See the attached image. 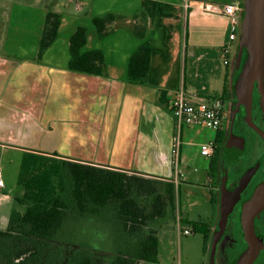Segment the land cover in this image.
<instances>
[{"label":"crops","instance_id":"1","mask_svg":"<svg viewBox=\"0 0 264 264\" xmlns=\"http://www.w3.org/2000/svg\"><path fill=\"white\" fill-rule=\"evenodd\" d=\"M228 2L241 5L245 0H0V148L18 152L19 161L8 172L0 158V200L24 193L17 176L28 150L145 177L175 178L172 140L177 127L171 102L177 92L183 89L189 99L209 102L220 98L225 86L234 89L238 79L236 59L232 70V58L225 64L221 54L229 20L206 9ZM139 12L147 16L143 39L134 34ZM106 14L111 20L100 32L94 18ZM78 30L87 38L83 51L103 50L107 75L69 69L70 40ZM144 40L153 43L148 83L133 84L128 64ZM237 41L233 47L237 42L240 48ZM161 89L166 105L158 103ZM222 101L223 123L213 144L219 136L225 139L237 102L234 97ZM180 134L186 136L183 127ZM181 141L183 169L190 158L188 143ZM227 142L207 179L205 197L212 212L206 222L212 230L218 227V211L211 203L216 181L226 158L235 164L242 156ZM204 157L211 164L214 151ZM177 213L181 216L178 207Z\"/></svg>","mask_w":264,"mask_h":264},{"label":"trees","instance_id":"2","mask_svg":"<svg viewBox=\"0 0 264 264\" xmlns=\"http://www.w3.org/2000/svg\"><path fill=\"white\" fill-rule=\"evenodd\" d=\"M134 18V34L143 39L147 31V16L139 12ZM110 20V14L95 17L97 30L105 31ZM70 41L71 58L68 67L71 71L94 76L107 75L103 50H82L87 43L83 30L74 33ZM152 45L151 40H144L132 54L128 64L131 83H148ZM238 48L229 55V60L232 58V70ZM245 54L244 51L242 66ZM235 72L238 77L240 68ZM219 96L222 100L231 97L237 100L232 86H225ZM166 102V92L161 89L158 103L166 105ZM244 116L245 110L239 111L233 123L234 131L242 132L245 127L254 132L245 124ZM227 128L225 139L219 136L214 141L211 172L214 171L216 160L224 156L225 143L230 135L229 126ZM224 175L218 177L217 191L211 198V203L218 211L217 223L220 217V183ZM17 184L24 189V193L15 200L24 206V210L13 209L7 227L0 229V264H35L43 245L64 242L60 239L61 231L66 220L74 213L110 215L111 227L118 234L115 240L119 248L108 264L156 263L159 238L153 225L159 218L167 216L169 210L175 214L179 186V183L176 185L171 180L106 169L31 150L22 155ZM193 228L194 232L201 229L204 250L210 256L212 238L217 229L212 230L208 222L199 221L193 223ZM70 264H95V261L83 255L71 259Z\"/></svg>","mask_w":264,"mask_h":264},{"label":"rangeland","instance_id":"3","mask_svg":"<svg viewBox=\"0 0 264 264\" xmlns=\"http://www.w3.org/2000/svg\"><path fill=\"white\" fill-rule=\"evenodd\" d=\"M234 47L233 52L238 47L237 43ZM186 127H183L186 136L182 140L188 143L186 148L190 162L181 169L184 175L178 186L177 207L181 220H177L176 208L175 214L169 210L167 216L155 222L153 226L157 229L159 238L158 262L142 264H210L209 253L204 250L203 233L201 229L194 232L193 223L206 222L211 217L212 205L205 197L208 174H211L209 169L211 159L201 155V146L213 141L216 131L201 126ZM0 150V158L7 163L8 172L13 171L19 163L15 161L18 152L10 148ZM180 158L182 168L184 163L182 147ZM234 161L226 158L220 173L226 175L233 172ZM18 188L23 189L21 186ZM0 201V229H4L8 225L6 219L9 218L11 211L13 209L23 211L24 206L15 198L13 200L2 198ZM76 214L70 215L64 224L60 238L64 242L43 245L39 260L35 264H66L68 259L70 261L67 264H70L71 259L83 255L92 257L95 264H108L113 259L119 245L115 240L118 234L110 224L112 220L110 215ZM184 229H189L192 233L186 235L183 233Z\"/></svg>","mask_w":264,"mask_h":264},{"label":"water","instance_id":"4","mask_svg":"<svg viewBox=\"0 0 264 264\" xmlns=\"http://www.w3.org/2000/svg\"><path fill=\"white\" fill-rule=\"evenodd\" d=\"M240 6L244 9L240 48H238L236 55V68H240V73L236 85H234L237 102L232 110L231 134L227 142V147L232 149L237 156L243 153L245 142V139L239 138L233 132V123L241 106L246 111L244 118L246 124L257 131L258 135L264 140V130L260 129L254 122L251 108L253 89L258 83L257 87L261 95L260 106L264 115V0H245V3ZM244 51L246 52V59L242 66ZM258 168L259 164L257 163L250 167L233 189L228 188L229 174H226L221 180L220 217L218 218V230L212 238L211 254L209 256L210 264H216L218 243L225 233L228 218L233 211L235 203L241 199L244 189L250 180L253 179ZM263 208L264 184L260 185L253 196L244 202L241 224L248 247L234 264H251L263 247L254 229V218Z\"/></svg>","mask_w":264,"mask_h":264},{"label":"flooded vegetation","instance_id":"5","mask_svg":"<svg viewBox=\"0 0 264 264\" xmlns=\"http://www.w3.org/2000/svg\"><path fill=\"white\" fill-rule=\"evenodd\" d=\"M257 86L258 83H256L253 89V103L251 105L252 117L256 125L264 130V115L260 106L261 95ZM242 110H245L243 106L240 107L239 111L241 112ZM242 129V132H239L238 130L235 132L239 138L245 139L244 152L239 158L240 161L238 159L235 163L233 172L230 173V179L227 181L228 188L233 189L241 179L242 175L256 163L259 164V168L253 179L250 180L244 189L241 199L235 203L233 211L228 218L225 233L218 243L216 264L236 263L248 247L241 224L243 205L247 199H250L253 196L256 189L264 184V140L254 129L251 128L254 132L247 130L245 127ZM243 132L244 134H242ZM254 229L258 236L257 238L261 241L263 247L260 249L258 256H256L251 264H264V208L254 218Z\"/></svg>","mask_w":264,"mask_h":264},{"label":"built area","instance_id":"6","mask_svg":"<svg viewBox=\"0 0 264 264\" xmlns=\"http://www.w3.org/2000/svg\"><path fill=\"white\" fill-rule=\"evenodd\" d=\"M207 10L217 12L227 17L229 20L228 40L224 46L221 47V54L224 63H229V55L233 48V43L241 36L243 29L242 10H244L238 3H223L221 5H208ZM223 101L220 98L213 99L209 102H195L189 99L184 90L180 89L173 102H171L172 114L176 119L177 134L172 140V153L174 156L173 164L175 166V178L171 179L172 182L177 184L179 178H182L180 168V154H181V128L184 126H201L217 130L223 123ZM214 151L213 142L203 144L201 146V154L203 156H211ZM3 184V177L0 171V185ZM180 221V216H177ZM184 234H191L192 231L184 229Z\"/></svg>","mask_w":264,"mask_h":264}]
</instances>
